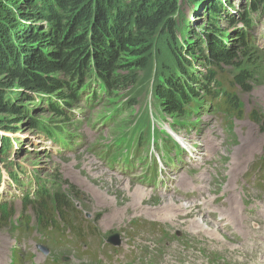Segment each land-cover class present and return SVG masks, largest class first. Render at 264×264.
Returning a JSON list of instances; mask_svg holds the SVG:
<instances>
[{"label":"rangeland","instance_id":"rangeland-1","mask_svg":"<svg viewBox=\"0 0 264 264\" xmlns=\"http://www.w3.org/2000/svg\"><path fill=\"white\" fill-rule=\"evenodd\" d=\"M232 2L234 6L245 4V0ZM179 5L182 26L186 23L189 33H196L192 34L194 37L203 33L207 23L216 24L221 31L230 30L223 12L214 20L196 3L184 1ZM254 21L255 28L247 31L255 39L250 49H259L263 55L257 61V74L252 72L255 81L249 91L234 88L243 118L221 112L212 104H205L199 111L193 107L181 116H170L159 109L156 88L161 84V76L172 75L171 68L175 63L166 38L160 36V32L155 40L149 41L148 37L141 48L140 53H146L143 55L146 62L150 59L149 72L136 71L138 80L135 84L113 90L111 94L103 93L94 102H74L67 117H59L49 105L37 103L35 99L29 101L15 93L17 82L0 72V91L8 96V102H13L9 104L24 108V118L2 114L0 110V135L10 139L6 141L10 146L0 154V203L12 204L6 226L0 228V264H40L43 259L50 263L54 260L55 264H255L257 261L262 264L263 257L253 258L248 254L249 249L244 251L245 243L234 239L224 229V224L217 227L212 222L220 220L222 212L218 211H225L233 193L239 207L244 201L253 203L250 209H258L257 203L264 205V193L257 188L259 184L264 185V15ZM141 54L123 58L132 61L133 66ZM197 68L204 73L203 69ZM223 69L233 81L237 71L228 66ZM224 93L220 91L221 95ZM252 113H256L258 122L249 118ZM34 122H45L55 133L66 138L67 145L54 143L43 129L34 128ZM148 123L156 131L154 141L162 140L161 144H165L163 151L158 154L154 149L153 154L163 164L168 161L170 165H165L168 169L179 167L175 172L171 171V175L162 176L159 188L162 187L157 193L153 192L158 189L153 191L151 185L148 187L139 182L137 177L143 175L140 171L131 176L124 175L120 170H111L107 162L112 154L126 155L130 149L127 146L119 148L120 143L133 139L132 136L142 130L144 142L152 141ZM6 126L15 130H5ZM149 130L150 136L146 134ZM185 136L194 146L179 142L178 139ZM204 144L206 147H199ZM166 145L173 151L181 146L194 147V150L199 147L201 151L197 152L201 154L196 158L208 155L211 161L206 158L198 172L186 162L189 155L167 156L170 153L165 151ZM234 157L239 159L235 162L237 166L224 171ZM115 166L124 168L122 163ZM216 175L224 178L211 180V176ZM204 176L211 181L204 183ZM40 184L46 188L48 196L44 203L49 213L27 207L29 200L39 201L40 192L35 191ZM135 190L145 192V200L141 203L136 202ZM55 195H60L71 206L70 212L81 227L90 232L83 235L82 244L62 239L46 229L47 225L51 226L50 219L56 216ZM184 196L199 201L192 203L194 207L189 211H170L176 202L182 208L191 206ZM170 199L175 204L168 206ZM202 201L207 202V206ZM205 207H209L210 215L202 214ZM245 226L256 230L251 224ZM155 229L162 233L153 231ZM256 231L262 232L259 238L263 248L264 229ZM116 235L122 243L120 247L107 243L109 237ZM42 245L50 250L48 257L39 249Z\"/></svg>","mask_w":264,"mask_h":264},{"label":"trees","instance_id":"trees-1","mask_svg":"<svg viewBox=\"0 0 264 264\" xmlns=\"http://www.w3.org/2000/svg\"><path fill=\"white\" fill-rule=\"evenodd\" d=\"M184 1L204 8L214 20L223 12L230 30L221 31L216 24L207 23L203 33L194 37L196 33H189L186 23L182 26L179 4ZM263 8L261 0H245L244 5L237 6L232 0H0V72L17 82L15 93L49 105L59 117H67L74 102L92 93L90 98L97 97L98 92L111 94L127 88L137 82L136 71L149 72L150 59L146 62L141 48L148 37L155 40L160 32L175 63L172 75L161 76L156 88L159 108L167 115L181 116L193 107L199 111L205 104H212L226 114L243 118L234 88L249 91L255 81L252 72L257 74V61L263 52L250 49L254 38L247 31L255 25V15H264ZM138 52L140 60L133 66L123 58L137 57ZM225 66L237 71L233 81ZM7 97L0 91L1 113L24 118V108L9 104L13 102ZM255 114L249 118L258 122ZM33 124L55 143H66L45 122ZM4 129L15 130L12 126ZM144 135L140 132L132 138L143 144ZM6 141L10 139L0 135V154L10 146ZM46 196L42 187L34 208L47 212ZM55 197L64 234L81 241L85 230L70 212L71 206L60 195ZM11 209L0 207V228L6 226ZM49 222L57 225L56 217Z\"/></svg>","mask_w":264,"mask_h":264},{"label":"bare ground","instance_id":"bare-ground-1","mask_svg":"<svg viewBox=\"0 0 264 264\" xmlns=\"http://www.w3.org/2000/svg\"><path fill=\"white\" fill-rule=\"evenodd\" d=\"M180 140V142H182L183 144H188V145H192V146H194L192 143H190V140L189 139H187V137L185 136V138H180L179 139ZM200 148L201 147H206V145L204 144L203 146H199ZM199 147H197V148H195V151H199L200 149H199ZM201 151V150H200ZM239 159H237V157H234V160L232 161V163H229V164H227V166L226 167H224V171H228V170H230L231 168H233V167H236L237 166V164L235 163L236 161H238ZM90 168H92L91 167V164H90ZM105 173V172H104ZM106 173H108V172H106ZM224 177H222V176H220V175H216V176H214V178H213V176H211V180L213 179V180H215V181H217L218 179H223ZM115 179V178H114ZM117 180V179H116ZM211 180H208L207 179V177H205L204 176V179H203V181H204V183H207L208 181H211ZM118 181H122V180H118ZM123 182V181H122ZM126 189H128L129 190V187H128V185H126ZM200 192H202L201 191V187H200ZM143 193H145L144 191H142V190H135V192L133 193V195H134V197H135V199H136V202H142L143 200H145V198H144V195H143ZM134 199V198H133ZM171 201H169V202H167V204H168V206H171V205H174L175 204V201L174 200H172V199H170ZM202 203L204 204V206H207V202H205V201H202ZM201 203V204H202ZM170 204V205H169ZM194 207V205H191V206H185V207H181V205H178L177 204V202H176V204L172 207V208H170L169 210L170 211H174V210H176V209H179V210H187V211H189V209L190 208H193ZM166 208V207H165ZM255 212H257L258 210H259V208L258 209H253ZM178 211V210H177ZM218 212H223L222 213V215H225V214H228L229 215V219L230 220H232L233 221V224L231 225V224H228V228L230 229V231H231V233H230V235H232V237L234 238V239H236L237 241H239L240 243H245V245L243 246V249H244V251L246 250V249H249V247H250V243L252 242V240H253V238L255 237V236H257L258 234H259V232H257V231H255V230H250L251 232H252V234H254L255 236H253V235H250V234H248V233H245V234H240L239 233V231L238 230H240L242 227H246V229H248V226H245V224H243V221H244V218H243V214H242V208L241 207H239V204H238V201H237V198H236V196H235V194L233 193L231 196H230V199H229V206H227L226 208H225V211H224V209H222V210H219ZM206 214V215H210L211 214V212H210V209H209V207H205L204 208V210H203V212H202V214ZM201 215V214H200ZM213 222V225H215V226H222L223 224L222 223H220L218 220H213L212 221ZM203 227H205V226H203ZM240 228V229H239ZM206 230H209L207 227H206ZM217 234V233H216ZM219 236V235H218ZM3 242V244H4V246L6 247V243L4 242V241H2ZM256 242V240H254V242H252L253 244ZM255 246H252V248H253V250L255 249L254 248ZM255 264H261V262H259V261H257Z\"/></svg>","mask_w":264,"mask_h":264},{"label":"water","instance_id":"water-1","mask_svg":"<svg viewBox=\"0 0 264 264\" xmlns=\"http://www.w3.org/2000/svg\"><path fill=\"white\" fill-rule=\"evenodd\" d=\"M113 240H115V242H113ZM109 243H113V244H115L116 246H118V245L121 244V241H120L118 235H116V236H111V237L109 238ZM45 251H46V254H47L48 251H47V250H45Z\"/></svg>","mask_w":264,"mask_h":264}]
</instances>
